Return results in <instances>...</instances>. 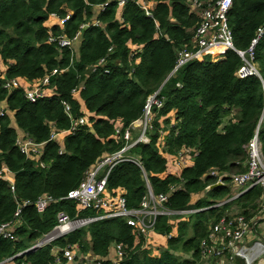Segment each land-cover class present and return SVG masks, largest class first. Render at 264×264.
<instances>
[{
  "label": "trees",
  "instance_id": "1",
  "mask_svg": "<svg viewBox=\"0 0 264 264\" xmlns=\"http://www.w3.org/2000/svg\"><path fill=\"white\" fill-rule=\"evenodd\" d=\"M108 1L0 0V170L7 168L13 175L14 188L12 193L10 184L0 180V224L15 222V240L0 236V264H55L53 250L67 245L107 259L113 244L125 250L116 264H211L216 260H202L200 254L210 227L231 210L249 221L261 209L259 187L215 208L209 207L233 197L230 178L223 186L205 189L215 183L206 176L211 169L228 175L246 171L244 147L257 127L264 156V35L254 52L259 78L236 77L243 62L234 51L216 62H189L170 75L176 51L190 43L198 22L185 0H152L149 15L138 0H128L122 8ZM69 13L62 27L50 20L51 15L62 20ZM92 19L102 27L89 26L81 33L77 57L72 47L59 45L60 39L72 41ZM228 25L235 49L246 51L256 29L264 26V0H233ZM101 59L104 66L98 64ZM54 70L46 97L35 103L20 88H3L5 79L35 86ZM155 92L160 105L152 107L149 143L127 152L140 166L122 162L113 167L106 193L121 194L129 209H137L148 185L156 195L169 194L164 206L177 214L157 218L152 240L137 237L124 218L101 219L27 252L54 228L59 212L71 220L102 214L79 211L65 197L103 154L125 146L123 131L142 116L146 99ZM63 103L72 119L83 116L82 109L90 113L86 125L70 131ZM52 127L58 131L56 142L49 140ZM17 129L44 144L38 161L19 152ZM183 148L196 151L186 164L175 160ZM41 195L54 200L42 214L33 205L22 206ZM195 195L201 196L193 204ZM185 211L197 212L179 214ZM160 239L164 245L154 251L158 254L147 248Z\"/></svg>",
  "mask_w": 264,
  "mask_h": 264
},
{
  "label": "built area",
  "instance_id": "2",
  "mask_svg": "<svg viewBox=\"0 0 264 264\" xmlns=\"http://www.w3.org/2000/svg\"><path fill=\"white\" fill-rule=\"evenodd\" d=\"M109 1L116 2L119 8H122L125 3L128 2V0ZM138 1L139 7L146 15H149V3H151L152 0ZM185 3L189 10V14L195 16L198 22L192 31L190 43L176 51L175 65L170 75L176 74L189 62L202 60L204 58H208L211 62H216L223 59L227 51H234L243 62V65L236 71V77L239 79L249 76H256L259 78V69L254 62V52L259 40L264 35V26H260L256 29L255 35L246 51H237L234 47L233 35L228 25V13L231 9L233 0H185ZM106 5L107 3L95 7L94 10H101ZM69 17L70 13L62 20L51 15L50 20L55 21L62 27ZM89 26L102 27L96 19H92L90 22L80 27V31L72 41L60 39L59 45L62 47H72L76 54L75 45L79 44L81 33ZM108 53L111 54L112 50L109 49ZM104 63V59L98 62L100 66H104ZM1 72L3 73V70H1ZM56 73V70L52 71L49 75L43 77L35 86L24 83L23 80H6L3 75L1 78L5 79L3 88L7 92L20 88L24 90L26 100L35 103L37 100L46 97L45 89L49 85L50 77ZM105 73H107V71H105ZM156 95L157 93L155 92L146 99L142 116L138 120L132 122L129 127L123 131L122 138L126 142L125 146L114 153L103 154L97 163L85 173L78 187L69 191L65 197L66 200L73 201L79 211L91 209L97 213L102 212V214L92 218L71 220L64 212H59L57 214V224L54 228L32 243L27 252H32L50 245L58 238L93 221L101 219L124 218L128 226L136 229L137 237L142 236L144 239H147L159 216L177 214L176 212H170L164 206L168 200L169 194L156 195L148 185L147 192L143 196L137 209H129L126 205V199L121 194L110 195V198L105 197V195H109L106 193L107 178L113 167L122 162H133L140 166V163L130 157L127 152L138 143H149L146 132L150 129L153 120L152 107L160 105ZM63 107L64 113L70 118V131H76L79 127L86 125L87 122L83 116L75 119L71 118V109L68 104L63 103ZM2 115L3 111L0 108V116ZM118 132L117 130L116 133ZM258 132L257 127L254 135L244 147L247 155L244 164L246 167L245 172L228 175L216 169H211L207 172L206 176L213 178L215 180L214 184L221 183L224 185L223 181L228 177L230 178L232 187H259L261 190V209L264 211V156L258 138ZM49 140L55 142L58 140V131L54 127H52ZM16 146L21 154L29 159L38 161L42 154L44 144L35 143L31 138L22 133L17 134ZM195 154L196 151L183 148L177 153L175 160L179 163L186 164L188 161H191ZM0 180L7 181L13 193V175L7 168H2L0 170ZM53 202L54 200L50 196L41 195L34 203L24 201L22 206L33 205L35 206L36 212L42 214ZM219 205L221 204L213 205L209 208H215ZM197 211H189V213ZM19 212L20 211L17 210L15 217H18ZM179 214H184V212ZM14 227L15 222L13 221L0 224V236L10 241L15 240L13 236ZM247 227L248 224L243 216H224L221 218L216 224L210 227L207 238L201 242L200 254L202 260L221 257L217 264H223L222 257L228 254L230 259L239 257L242 258L246 264H252L257 257L264 253V246L258 241L254 242L251 246H245L243 244L245 235L247 234ZM52 253L55 255V264H62L60 256L64 259V264H78L80 261H82L81 264H102L104 261L116 264L125 256V250L118 244H113L110 247L107 259L90 255V253L81 254L77 245L55 248ZM5 262L6 264H16L12 260H7Z\"/></svg>",
  "mask_w": 264,
  "mask_h": 264
},
{
  "label": "crops",
  "instance_id": "3",
  "mask_svg": "<svg viewBox=\"0 0 264 264\" xmlns=\"http://www.w3.org/2000/svg\"><path fill=\"white\" fill-rule=\"evenodd\" d=\"M12 126H15L14 122L12 123ZM17 134H22V131L17 129ZM229 187L234 192V195L232 198L227 199L226 201L220 203L221 205L238 198L240 195L244 194L246 191L251 189L250 186L249 187H247V186H245V187H232L231 184H229ZM200 196L201 195L193 196L194 199H192L191 202L194 204L200 198ZM260 205H261V203H260ZM235 212L236 211L233 210V213L231 212L230 214H228V216L229 217L237 216V213H235ZM246 222H247V224L249 223L251 229H250V232L248 231V233L245 235V239H244L243 244L245 246H251V245H253L254 242L258 241V242L262 243L264 246V211H262V209H260L259 213H257V215L254 218H252L251 220L246 221ZM259 223L261 225V230H262L260 234L255 233L256 225ZM252 231H254V233ZM152 234H153V232H151L149 235H152ZM109 252H110V249H109ZM216 258H219V257H213V259H216ZM217 262H219V259H217ZM217 262H215V264H217ZM223 264H246V263L242 258L233 257L232 259H230V256H228L225 261L223 260ZM252 264H264V253H262L259 257H257L253 261Z\"/></svg>",
  "mask_w": 264,
  "mask_h": 264
},
{
  "label": "rangeland",
  "instance_id": "4",
  "mask_svg": "<svg viewBox=\"0 0 264 264\" xmlns=\"http://www.w3.org/2000/svg\"><path fill=\"white\" fill-rule=\"evenodd\" d=\"M79 44H76L75 45V49H76V51L78 52V49H79ZM257 66V65H256ZM258 67V66H257ZM81 113H82V115H83V117L85 118V120H86V122L88 121V118L91 116V114L90 113H88L86 110H84V109H82L81 110ZM105 197H107V198H110L111 196L110 195H105ZM192 199H194V197L192 198ZM231 212L233 213V210H231ZM189 213V211H185L184 212V214L183 215H185V214H188ZM248 225H249V223H248ZM250 229H251V227H250V225L247 227V233H248V231L250 232ZM261 225H260V223L259 224H257L256 225V228H255V233H261ZM253 233H254V231H252ZM151 236L152 235H149L148 236V238L146 239V240H152L151 239ZM153 237V236H152ZM155 240V239H154ZM162 245H164V241L162 240V239H160V240H158V241H155L154 243H147V248H150L151 250H153V252L154 251H156V252H158L157 250L160 248V247H162ZM156 252H154V253H156ZM156 254H158V253H156ZM178 256H181V255H183L181 252H177L176 253ZM90 255H92L91 253H90ZM227 256H228V254H226V255H224L223 257H222V259L225 261L226 259H227ZM221 257H219V258H216V259H214V260H216V262H217V259H220ZM211 264H215V262H212Z\"/></svg>",
  "mask_w": 264,
  "mask_h": 264
},
{
  "label": "water",
  "instance_id": "5",
  "mask_svg": "<svg viewBox=\"0 0 264 264\" xmlns=\"http://www.w3.org/2000/svg\"><path fill=\"white\" fill-rule=\"evenodd\" d=\"M174 77H175V76H174ZM220 186H222L221 183H217V184L211 185V186H209V187H207V188L205 189V192H208L209 190L214 189V188H217V187H220Z\"/></svg>",
  "mask_w": 264,
  "mask_h": 264
},
{
  "label": "clouds",
  "instance_id": "6",
  "mask_svg": "<svg viewBox=\"0 0 264 264\" xmlns=\"http://www.w3.org/2000/svg\"><path fill=\"white\" fill-rule=\"evenodd\" d=\"M3 70V72H4V69H2Z\"/></svg>",
  "mask_w": 264,
  "mask_h": 264
}]
</instances>
